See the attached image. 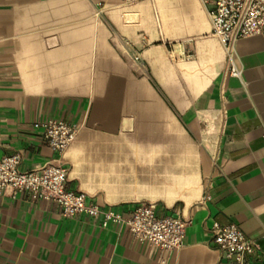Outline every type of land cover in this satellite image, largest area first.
Listing matches in <instances>:
<instances>
[{"label":"crops","instance_id":"obj_1","mask_svg":"<svg viewBox=\"0 0 264 264\" xmlns=\"http://www.w3.org/2000/svg\"><path fill=\"white\" fill-rule=\"evenodd\" d=\"M210 5L0 0V158L55 162L33 124L65 121L79 127L60 159L70 188L126 215L153 202L189 221L169 251L7 187L0 264H233L215 222L238 224L264 264V34L236 42L232 76Z\"/></svg>","mask_w":264,"mask_h":264},{"label":"built area","instance_id":"obj_2","mask_svg":"<svg viewBox=\"0 0 264 264\" xmlns=\"http://www.w3.org/2000/svg\"><path fill=\"white\" fill-rule=\"evenodd\" d=\"M125 1L132 4L141 0ZM209 15L213 34L229 52L230 73L240 78L242 72L236 66L231 52L238 40L264 34V0H211ZM135 58L139 59L138 55ZM33 127L42 133L58 158L55 162L33 170L21 168V154L0 158V191L10 187L14 191L32 193L56 202L65 216L84 213L95 218L101 217L104 228H109L111 224L120 228L127 227L139 242L154 244L164 250L183 246L189 221L180 214L161 217L156 212L155 203L141 202L131 214L126 215L114 207L105 209L97 203L89 202L86 192L69 187V172L60 159L76 140L78 126L49 119L36 121ZM212 232L213 242L230 262L254 264L252 255L259 245L238 224L215 222Z\"/></svg>","mask_w":264,"mask_h":264}]
</instances>
